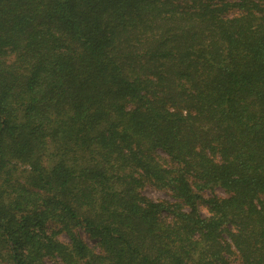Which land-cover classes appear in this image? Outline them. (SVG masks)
I'll return each instance as SVG.
<instances>
[{
	"label": "trees",
	"instance_id": "1",
	"mask_svg": "<svg viewBox=\"0 0 264 264\" xmlns=\"http://www.w3.org/2000/svg\"><path fill=\"white\" fill-rule=\"evenodd\" d=\"M48 261L264 264V0H0V264Z\"/></svg>",
	"mask_w": 264,
	"mask_h": 264
},
{
	"label": "rangeland",
	"instance_id": "2",
	"mask_svg": "<svg viewBox=\"0 0 264 264\" xmlns=\"http://www.w3.org/2000/svg\"><path fill=\"white\" fill-rule=\"evenodd\" d=\"M143 193L145 195H147L148 197L152 198L153 200H159V199H163V198L169 199V197L166 195L165 192L154 189L153 187H150V186L144 187ZM216 193L220 196L224 195L223 191L220 189H217ZM86 240L88 241L89 244H91V242L88 239H86ZM47 263L48 264H57V263H54L52 261H48Z\"/></svg>",
	"mask_w": 264,
	"mask_h": 264
}]
</instances>
